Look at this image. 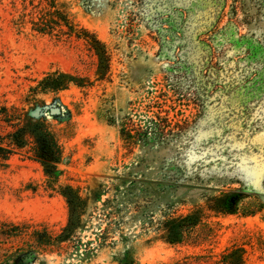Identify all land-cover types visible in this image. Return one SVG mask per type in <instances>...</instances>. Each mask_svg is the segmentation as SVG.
<instances>
[{"label":"rangeland","instance_id":"obj_1","mask_svg":"<svg viewBox=\"0 0 264 264\" xmlns=\"http://www.w3.org/2000/svg\"><path fill=\"white\" fill-rule=\"evenodd\" d=\"M55 1L107 56L74 33L35 30L50 0H0V108L43 121L62 151L53 184L31 132L0 158V256L218 264L240 247L244 264H264V0ZM56 70L71 76L67 88L32 91ZM158 114L165 134L143 136L139 126ZM9 131L0 122V135ZM66 185L85 200L81 223L70 242L40 249L36 231L56 235L68 223ZM230 190L245 195L235 213H220L216 200ZM190 213L200 217L193 235L167 242L161 221Z\"/></svg>","mask_w":264,"mask_h":264},{"label":"trees","instance_id":"obj_2","mask_svg":"<svg viewBox=\"0 0 264 264\" xmlns=\"http://www.w3.org/2000/svg\"><path fill=\"white\" fill-rule=\"evenodd\" d=\"M26 2V0H23ZM49 10L38 13V19H33L34 29L39 32L49 33L57 28L65 34L74 33L78 38L85 37L92 45L96 46L98 53L102 59L106 58L107 54L104 48L101 47L102 43L86 29L79 28L75 24L68 13L60 9L59 4L55 0H50L47 3ZM36 16V17H37ZM65 26V31L62 27ZM184 69V70H183ZM180 72L187 71L188 68L183 66ZM187 73V72H186ZM71 76L56 70L49 72L38 83L37 86L32 88V91L37 93L39 90H53L60 91L69 86ZM81 85V84H78ZM27 123H23V119H20L16 114L9 112L7 106L0 108V122H5L11 127L5 136L0 135V158L3 160L8 159L15 151L16 148H21L26 143V134L31 132L34 138L32 155L35 159L42 163L45 168L46 175L49 177L51 183H54L55 174L58 172V165L60 164L62 151L61 147L55 137V135L46 128L43 121L33 120L30 118ZM166 119V118H165ZM167 120V119H166ZM162 116L157 115V118H148L143 126L139 128L145 129L143 136H148L151 132L157 134H165V124H162ZM122 135L126 142L136 144L137 135L133 134L130 127H124ZM6 137V138H5ZM49 184L51 189L55 187ZM60 192L66 198L70 209V216L68 223L61 229L59 234L53 235L46 231H36L34 233V239L38 247L44 249H51L62 244L68 243L76 235V227L81 223L82 212L85 209V200L81 196L78 189L71 185H66L61 188ZM245 195L244 192L230 190L223 194V196L217 198L215 209L220 213L233 214L238 209V202ZM200 220L197 214H187L180 216H168L161 221L160 225L163 226L166 240L170 244H183L186 238L193 235L195 227ZM46 251L54 253L56 250H15L6 251L0 256V264H35L39 262L37 254H45ZM244 250L240 247L235 249H227L223 253V259L217 261L218 264H244ZM47 261V260H43ZM42 262L40 261L39 264Z\"/></svg>","mask_w":264,"mask_h":264},{"label":"water","instance_id":"obj_3","mask_svg":"<svg viewBox=\"0 0 264 264\" xmlns=\"http://www.w3.org/2000/svg\"><path fill=\"white\" fill-rule=\"evenodd\" d=\"M61 112H62V109H61V107L58 106V105H52V106L50 107V113H51L52 115H59V114H61Z\"/></svg>","mask_w":264,"mask_h":264}]
</instances>
